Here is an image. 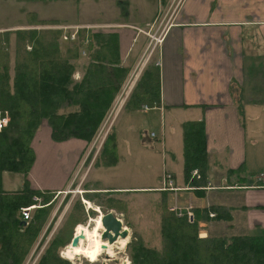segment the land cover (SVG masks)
<instances>
[{"label":"crops","instance_id":"0c3cea01","mask_svg":"<svg viewBox=\"0 0 264 264\" xmlns=\"http://www.w3.org/2000/svg\"><path fill=\"white\" fill-rule=\"evenodd\" d=\"M42 1L44 5L41 8L32 7L27 11L26 14H32V17L27 16L26 22L0 25V30L27 25L33 27L31 24L39 23V20H54L57 23L50 27L63 24L68 25L69 30L75 27L105 28L118 33L120 56L123 62L131 64L134 59L129 53L138 44V29L142 22L156 21L160 13L168 17V24L155 48L154 61L160 73V99L158 103L139 106L144 109L153 107L165 116L159 127V172L154 181L139 187L152 193L151 200L159 201L164 192L169 206L176 203L187 210L210 204L230 206L232 217L222 219L220 233L209 231L219 219L199 221L198 229L202 236L263 234L264 97H258L257 91L258 86L264 91V85L252 86L255 84L248 85L246 81L250 70L264 68V0H177L175 4L174 0H139L141 14L137 20H126L122 13L121 18L84 21L66 19L69 13L65 11V3L58 4L57 8L52 6V3L65 0ZM119 4L131 6L128 0ZM167 7L170 8L168 12ZM125 107L128 106L123 104L117 116ZM201 118L204 120L208 152L206 180L197 181L202 179L199 173L190 174L189 180L185 181L182 122ZM39 135L43 137L38 138ZM87 144L88 141L80 137L54 140L50 126L43 120L31 141L35 156L27 174L30 186L56 194L76 181L77 186L83 188L81 193L94 204L99 199L98 192L127 189L126 186L108 187L109 191H106L99 190L106 188L91 185L87 178L95 164L93 162L80 180L76 177L78 159ZM239 165L243 168L241 173L231 175L233 182L228 181L227 169ZM164 171L172 172L176 189L162 187ZM20 178L21 186L13 189L22 187V174ZM82 179L89 188L81 187ZM113 208L111 206L110 210L120 217ZM142 208L146 214L152 211L146 204Z\"/></svg>","mask_w":264,"mask_h":264},{"label":"trees","instance_id":"16d2710c","mask_svg":"<svg viewBox=\"0 0 264 264\" xmlns=\"http://www.w3.org/2000/svg\"><path fill=\"white\" fill-rule=\"evenodd\" d=\"M38 22L57 23L54 20ZM11 33L16 34L13 65L5 49L7 45H4L9 42ZM62 33L63 29L58 27L0 31V118L7 116L0 128V264H22L54 201V192L30 186L27 177L35 156L32 137L42 120L50 126L54 140L80 137L89 141L131 68V63L123 62L120 56L116 31L81 28L74 40L63 39ZM155 61L142 67L124 106L159 102L160 73ZM79 67L84 71L76 78L74 73ZM182 134L185 181L189 180L194 168L202 174V179L197 181L206 180L208 152L203 118L183 121ZM101 147L97 154L99 159L93 163L109 165L118 160L112 128ZM242 170L241 165L228 168V181L233 182L231 175ZM3 171L22 174V187L4 189ZM34 194L42 196L43 205L33 207L31 217L25 219L20 207L31 204ZM159 202L161 246H150L140 234H134L126 243L131 264H264V233L198 236L196 221L203 220L202 217L205 220L231 219L230 206L194 207L190 220L186 215L169 212L164 192ZM78 203L83 205L80 200ZM93 205L100 207L101 204ZM211 211L212 216L209 215ZM90 212L96 213L92 208ZM84 216L87 217L85 211L76 215L70 212V222L52 234L34 264H71L59 255V250L72 248L73 231L85 224L86 221H79Z\"/></svg>","mask_w":264,"mask_h":264},{"label":"rangeland","instance_id":"374dc122","mask_svg":"<svg viewBox=\"0 0 264 264\" xmlns=\"http://www.w3.org/2000/svg\"><path fill=\"white\" fill-rule=\"evenodd\" d=\"M120 1L124 3L127 2V0H65L64 2L57 1L55 3H52V6H55L57 8L58 4L65 3V11L69 13L68 18L66 19L71 21H84L91 18L101 20L109 17L115 18L116 16L118 18H121L123 17L122 13L125 14L123 18L126 20H137V16L139 17L138 14H141V4L139 5V0H128V2H131V6L129 7H125L123 4L120 5ZM176 1L177 0H174V4L176 3ZM103 3H105L106 6H102ZM43 5L44 3L42 0H0V25L26 22L27 16L30 18L32 17V14H26L27 11L32 9V7L41 8ZM171 7H173V4ZM159 8H161V5L158 7V9ZM169 9L170 8L167 7L166 12H168ZM163 10L164 8L161 9L162 12ZM95 12H97V15L95 14ZM167 20L168 17H166V15H163V13H160V18H158L156 21H152L150 23L142 22L143 25H141L140 29H138V44L134 48V50L130 51L129 53L131 58H133L134 60L131 64L129 74L123 82L122 86H125V84H127L128 86L130 85L131 81L128 84V79L134 71L135 72L132 75V80L136 75V79L138 78L143 64L145 65L146 62L155 60V48L157 46L155 38L158 39V41L160 40L163 35L164 29L168 24ZM31 25H33V27H28L27 25L26 27L20 28L43 29L46 27H50L48 24L43 23H36ZM3 30L1 29L0 31ZM100 30H104L106 32L105 28H101ZM15 40L16 34L11 33L9 36V42L7 44H4L7 45L5 49L9 53L10 65H13V57L16 46ZM61 44L65 45L62 42ZM26 47L30 48V45L27 44ZM78 70L74 73V76L76 78H79L84 71L83 67H79ZM248 73L249 75L247 77L246 84H255L252 86H256V84H261V86L264 85V68L252 69ZM258 88V97H264L263 89L260 86H258ZM162 117L163 119H165V116H161L160 111L153 109V107H149L148 109H144L143 107L123 108L121 113L118 116L116 115L114 117V122L112 125V129L117 135L116 140L119 152L118 160L109 165H104L102 163L94 164L87 178L91 185L95 187L106 188L99 190L109 191L107 190L108 187H128L127 189L115 188L114 190H110V192L106 193L98 192V194L100 195H98L99 199L96 201L101 204V209L99 206L97 207L101 210L102 213L109 210L111 208L109 206L114 207L113 210L122 218L123 223L129 229L130 236L128 238V241L132 239L131 237L134 234H140L143 237L145 243L150 246L156 247L161 246V209L159 206L160 200H151L150 198H152V193H150L149 190L141 189L139 186L145 183H150L157 178L160 164L159 150L161 149L159 127L161 120H163ZM151 131H155L157 135L152 136ZM95 135L96 134H94V136L88 141V144L86 145L85 149L82 151L78 159V168H76L75 174L76 177L78 176L77 178H79V180L89 170L92 163L91 160H93V162H96V160L99 159V157L97 156V154L95 155V153L98 151L97 153L99 155L102 144L101 146L99 145V148V142H95L94 140ZM42 137V135H39L38 138ZM36 148L39 150L38 144L36 145ZM42 148H44V146H42ZM93 155H95V157L97 158L94 157L93 159ZM89 164L90 166L88 168ZM20 176L21 174L18 172L3 171V186L9 189L21 186ZM82 180L84 181L81 187H86L87 185H85V179ZM71 185V188L76 192L63 191L62 193L54 194V201L50 206V213L48 212L46 219L40 223L41 230L39 231L37 238L30 244V247L28 248V252L26 253L22 264H34L36 262V260L42 254L44 247L46 246V243L52 236V234L61 226L63 227L65 223L68 224V222H70V220H68V215L70 212L72 215L82 213V211H85L87 213L86 218L84 216V219L79 220L86 221L85 224H81L76 230H74L76 231V233L78 232L77 234L83 232L85 227H91V225H89L90 219L91 217L93 218L96 216L97 211L95 210L96 213L90 212L91 214H89L88 211L90 208L96 205H93L92 202H89L82 196L83 194L79 191H83V188L77 186L78 183L76 181L72 182ZM87 188L89 187L87 186ZM36 196L37 198L32 195V203L38 204V206L43 205L42 196L37 194ZM82 199L88 201V203H90L92 207H89V204L86 203L89 208L88 210H86L84 203L83 205L78 203V200L83 202ZM143 204H146L147 207L152 211L147 214L144 213V210L142 208ZM186 211H192V209L187 210L186 208H184V212ZM169 212L172 215H175L173 211L169 210ZM211 213H213V211L209 212L210 216H212ZM201 219L203 220L199 221L210 220H205L204 217H202ZM219 220L220 221L218 223H214V226L211 227L209 231H214L212 233L222 232V219ZM199 221H196L195 228L197 227L196 229L198 236H202L200 235V230L198 229ZM114 250L117 251L115 255H109L106 252H103L96 261H90L86 256L80 255L79 257H76V259H72L73 263L71 261L69 262L71 264H104V262H107L108 264H119L122 259L125 258V256L129 257L127 246H125L122 250H118V248L114 247Z\"/></svg>","mask_w":264,"mask_h":264},{"label":"built area","instance_id":"2783aa9c","mask_svg":"<svg viewBox=\"0 0 264 264\" xmlns=\"http://www.w3.org/2000/svg\"><path fill=\"white\" fill-rule=\"evenodd\" d=\"M57 27L63 29L62 38L65 40H74L77 37V31H78L77 27H75L73 30H69L68 25H63V24L58 25ZM83 52H84V50H83ZM134 72L131 74L130 78L128 79V84L131 81L130 85L128 86L127 84H125V86H122L119 93L116 95L115 100L112 102L110 108L108 109L107 113L105 114L102 123L100 124V126L98 127V129L95 133L96 135L94 137V140H95V142H97V141L99 142L98 147H99V145L101 146V144H103L104 139H105V137L109 131V128L112 124L114 117L117 115V113L119 112L120 108L123 106L126 98L129 95V92L132 88V85H133V83L137 77V75H136L135 78L132 80V75L134 74ZM144 106L146 107V105H144ZM6 121H7V116L0 118V128L3 124L6 123ZM151 135L155 136V132L151 131ZM97 152L95 153V155L97 154ZM95 155H93V157H92L93 159H94ZM91 162H93V160H91ZM89 166H90V164L88 165V168H89ZM258 178L259 179L261 178V174H260V176H258ZM162 182L164 183L162 186L163 188L176 189L175 184H174V180H173V175H172L171 171H164V173L162 175ZM71 190H73V191H71ZM65 192H76V191H74V189L69 187L65 190ZM79 192L81 193L82 191H79ZM33 196L35 198H37L36 194H34ZM81 198H82V196H81ZM83 203L86 207V210H88L87 204L85 202H83ZM31 205H34V203L20 207L21 214L25 219H29L31 217V209L33 207H35V206L32 207ZM169 208L171 211H173L175 213V215H179L180 213L184 212V208H182V206H179L176 203L170 205ZM211 215H213V213H211ZM74 234L75 233L73 231V235ZM70 242H71V240H70ZM59 254H60V256L64 257L63 249L59 250ZM72 259H76V257L71 258L69 260L71 262H73ZM33 263H34V261H33ZM104 264H108V263L104 262ZM119 264H130L129 257L125 256V258H123Z\"/></svg>","mask_w":264,"mask_h":264},{"label":"bare ground","instance_id":"6f19581e","mask_svg":"<svg viewBox=\"0 0 264 264\" xmlns=\"http://www.w3.org/2000/svg\"><path fill=\"white\" fill-rule=\"evenodd\" d=\"M155 42H160V40L158 41V39L155 38ZM191 174L197 175V169H194ZM206 186L208 187V183ZM83 202L89 204V207H92L88 201L83 200ZM31 206H38V204ZM92 209L96 210L97 214L90 219L89 225H91V227H85L83 232L79 233V242L76 244L71 243L73 247L70 250L63 249L64 258L71 259L83 255L90 261H96L103 252L109 255H115L117 251H115L116 249L114 250V247L118 248V250H122L126 246L130 234L125 237H118L113 243H109L107 240L101 238V230L103 229L101 216L103 213L98 207H92ZM181 215H186L190 220L193 219L192 211L182 212L178 216ZM126 228L128 227L126 226ZM74 233L76 234V231H74Z\"/></svg>","mask_w":264,"mask_h":264},{"label":"water","instance_id":"95a60500","mask_svg":"<svg viewBox=\"0 0 264 264\" xmlns=\"http://www.w3.org/2000/svg\"><path fill=\"white\" fill-rule=\"evenodd\" d=\"M103 229L101 230V238L107 240L109 243H113L118 237H125L129 234V229L126 228L125 224L120 217H118L112 210L103 212L101 216ZM79 235L74 234L71 243L79 242Z\"/></svg>","mask_w":264,"mask_h":264}]
</instances>
